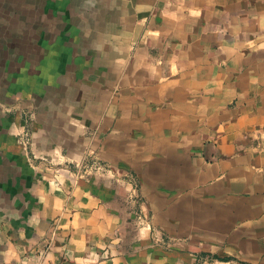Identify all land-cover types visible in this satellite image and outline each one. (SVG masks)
I'll return each instance as SVG.
<instances>
[{"label":"crops","instance_id":"crops-1","mask_svg":"<svg viewBox=\"0 0 264 264\" xmlns=\"http://www.w3.org/2000/svg\"><path fill=\"white\" fill-rule=\"evenodd\" d=\"M0 264H264V0H0Z\"/></svg>","mask_w":264,"mask_h":264},{"label":"built area","instance_id":"built-area-1","mask_svg":"<svg viewBox=\"0 0 264 264\" xmlns=\"http://www.w3.org/2000/svg\"><path fill=\"white\" fill-rule=\"evenodd\" d=\"M103 165L98 163L97 161H92V162H89V163H85L83 166H82V170L84 171L85 174H90V172L92 171L93 168H102Z\"/></svg>","mask_w":264,"mask_h":264},{"label":"rangeland","instance_id":"rangeland-1","mask_svg":"<svg viewBox=\"0 0 264 264\" xmlns=\"http://www.w3.org/2000/svg\"><path fill=\"white\" fill-rule=\"evenodd\" d=\"M21 3V2H20Z\"/></svg>","mask_w":264,"mask_h":264}]
</instances>
